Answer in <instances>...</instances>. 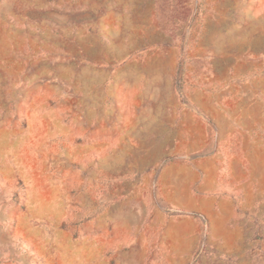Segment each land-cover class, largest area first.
I'll return each mask as SVG.
<instances>
[{
  "label": "rangeland",
  "instance_id": "374dc122",
  "mask_svg": "<svg viewBox=\"0 0 264 264\" xmlns=\"http://www.w3.org/2000/svg\"><path fill=\"white\" fill-rule=\"evenodd\" d=\"M0 264H264V0H0Z\"/></svg>",
  "mask_w": 264,
  "mask_h": 264
},
{
  "label": "crops",
  "instance_id": "0c3cea01",
  "mask_svg": "<svg viewBox=\"0 0 264 264\" xmlns=\"http://www.w3.org/2000/svg\"><path fill=\"white\" fill-rule=\"evenodd\" d=\"M220 165V161L215 156H199L190 164L183 165L178 162L162 167L153 174L157 195L156 200L153 201L154 207L162 208L158 200L162 198L163 204L171 208L190 209L195 213L206 214V217L210 219L212 218L211 213L207 216L205 210L212 213L217 212L222 219L225 215L232 216L237 202L235 195L229 192L221 193L214 188L211 190V184L204 178L205 174L208 175L210 168L219 176L221 174ZM219 185L218 182L216 186L219 187Z\"/></svg>",
  "mask_w": 264,
  "mask_h": 264
}]
</instances>
